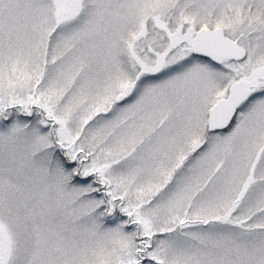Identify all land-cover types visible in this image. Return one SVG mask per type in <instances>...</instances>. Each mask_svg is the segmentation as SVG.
Here are the masks:
<instances>
[{"label":"snow or ice","instance_id":"snow-or-ice-1","mask_svg":"<svg viewBox=\"0 0 264 264\" xmlns=\"http://www.w3.org/2000/svg\"><path fill=\"white\" fill-rule=\"evenodd\" d=\"M0 264H264V0H0Z\"/></svg>","mask_w":264,"mask_h":264}]
</instances>
